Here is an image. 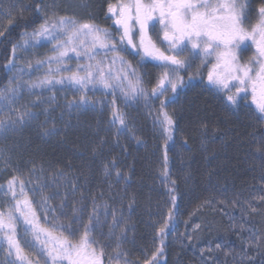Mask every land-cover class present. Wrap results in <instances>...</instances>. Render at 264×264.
Returning a JSON list of instances; mask_svg holds the SVG:
<instances>
[{
  "label": "trees",
  "instance_id": "trees-1",
  "mask_svg": "<svg viewBox=\"0 0 264 264\" xmlns=\"http://www.w3.org/2000/svg\"><path fill=\"white\" fill-rule=\"evenodd\" d=\"M47 1L0 0V31H4L0 91L8 87L13 72L5 68L14 59L13 45L43 22L44 12L37 13L35 5L44 9ZM100 1L102 5L109 2ZM10 9L16 17L11 25L6 15ZM130 60L149 72L150 94L156 86V66ZM180 73L189 75L184 70ZM187 87L184 83L183 88L160 98L176 101L182 92L188 94L177 106L181 127L174 119L170 132H165L157 116L162 120L161 111L169 114L171 103L161 110L160 99L149 95L155 120L139 121L132 108L128 114L131 130L120 132L118 124L109 123L108 110L68 107L63 114L53 112L47 122L43 115L0 134V144L9 154L15 150L19 162L14 161L6 173L29 182L26 192L31 199L39 201L40 191L51 196L59 223H69L73 206L83 205L85 213L90 212L93 199L102 213H109V223L115 211L118 218L122 216L121 224L128 223L121 248L135 258L149 254L150 259L162 246L159 228L167 222L159 264H199L210 257L209 264H264V202L255 211L247 202L255 186L264 188V156L256 151L264 139L258 113L250 108L243 114L221 98ZM53 126L56 134H46ZM180 130L182 142L177 140ZM40 215L43 219L41 210ZM195 225L199 227L193 229ZM105 243L113 250L117 241ZM136 262L144 261L137 257Z\"/></svg>",
  "mask_w": 264,
  "mask_h": 264
},
{
  "label": "snow or ice",
  "instance_id": "snow-or-ice-1",
  "mask_svg": "<svg viewBox=\"0 0 264 264\" xmlns=\"http://www.w3.org/2000/svg\"><path fill=\"white\" fill-rule=\"evenodd\" d=\"M11 7L14 8L15 5ZM35 10L37 13L43 11L39 4L35 5ZM108 12L115 17L118 37L93 22H81L72 16L55 17L54 14L45 12L43 22L38 27L31 33L22 34L23 43L13 45L14 59L9 60L5 68L8 72L23 73L24 67H17L15 62L17 50L36 48L46 42L52 44L53 55L36 60L35 66L41 68L47 64L48 71L37 81H23L22 76L13 77L15 83L0 91V104H14L18 93L25 86L29 91L41 89L51 92L57 85L72 86L81 91L90 84H98L113 91L119 88L123 96L131 101L140 98L147 101L149 95L153 99H160L166 97L169 86L175 93L178 85L184 83L179 72L191 66V57H201L202 63L215 57L208 73L209 83L218 90L231 93L227 95V100L233 105H236L238 100H246L250 91L258 119L264 121V2L258 9L253 10L250 0H129L115 7L109 5ZM6 15L8 23L13 24L16 17L12 15L11 9ZM253 19L255 23L252 22ZM157 24L163 32L161 43L167 44L164 50L149 34L150 31L156 30ZM2 36L4 31H0V37ZM249 47H254V52L247 61H242L240 54ZM130 49L134 50L141 61L150 57L160 62L159 66L163 71L150 94L142 86L131 62L122 55ZM101 52L105 57L109 53L112 54L107 72L101 67L104 61L96 59ZM74 58L95 63H78L73 69L67 65L68 61ZM117 62L121 67L114 71L111 65ZM53 64L57 66L55 69L52 68ZM26 67L32 68V62L29 61ZM50 100L54 101L55 95L50 97ZM172 102V97L160 99L161 110ZM90 103L82 95L79 101H69L68 107L80 109L90 106ZM112 104L110 123H118L121 129L131 130L127 123V114L115 107V100ZM161 114L163 119L157 116V122L164 127L165 132H170L174 124L173 116L164 111H161ZM26 118L35 119L36 114L25 111L15 119H0V131L22 125ZM46 134L55 135V127ZM168 138L171 139V136ZM256 151L264 156V139L258 143ZM105 171L107 174V167ZM117 175L120 173L117 172ZM28 183L13 175L7 181L6 188L0 185V193L10 196L8 206L0 209V247L7 245L9 257L15 254L22 264H103L105 249L109 247L105 240L115 238L116 247L109 260L115 261L116 264H121V261L122 264H132L127 259V253L120 250L122 238L128 230L127 222L121 224L122 216L118 218L113 211L112 221L109 223V213H102L93 199L90 212L85 213L83 205L79 208L73 206L69 223H59V217L55 215L57 208L50 204L52 197L40 191L38 202L31 199L26 192ZM31 191L35 193L37 189L33 188ZM175 199L173 196V202ZM260 200L264 201V196H261ZM34 205L41 210L43 220ZM255 210L252 208V211ZM171 218L170 212L169 219ZM18 226L22 228L19 235ZM105 226L107 233L104 232ZM166 227L167 222L164 227L159 228L162 246L152 253L150 259H145L143 264H159L157 256L163 254V235ZM22 242L24 247L36 250L35 261L24 254ZM251 246H254V242ZM216 247L220 248L221 245L217 243ZM9 264H15V261L10 260Z\"/></svg>",
  "mask_w": 264,
  "mask_h": 264
},
{
  "label": "rangeland",
  "instance_id": "rangeland-1",
  "mask_svg": "<svg viewBox=\"0 0 264 264\" xmlns=\"http://www.w3.org/2000/svg\"><path fill=\"white\" fill-rule=\"evenodd\" d=\"M110 3L107 2L102 5L100 0H48L46 2V5L44 6L43 12H47L49 15H53L55 17L59 16H72L81 22H93L100 26L101 28L108 29L111 32V29H109L106 25V23L101 20V17L103 13L106 12L108 9ZM31 33V32H30ZM158 41V40H157ZM160 47L164 48V44L161 43V41H158ZM23 41L20 43L22 44ZM52 44L49 43H42L40 46L36 48H29L27 50H17V60L16 64L17 67H24L23 73H16L15 71L12 72L10 82L8 84L9 86H12L15 83V80L13 77L16 76H22L23 81H37L41 77H43L47 71H48V65L45 64L41 68H36L35 62L36 60H43L48 56H52ZM165 49V48H164ZM72 55V54H70ZM124 55L125 59L129 62H131L132 66L136 69L137 74L139 75L141 79L142 86L148 91L150 89V74L146 70L145 67L140 65L136 62V64L130 60L128 54L122 53ZM97 60L104 61L103 64H101V67L104 69L105 72L108 71L110 65L109 61L112 59V54L109 53L107 57L103 55V52L100 53L96 57ZM29 61L32 62V68L26 67V65L29 63ZM244 61H247V59H244ZM86 65L88 63H95V61H88L87 59H81L76 60L75 58L71 61H68L69 67L75 69L77 64ZM57 66L55 64L52 65V68L55 69ZM120 64L117 62L114 65H111V68L116 71L120 69ZM187 70V69H185ZM163 69L158 66L155 67L154 74L157 76V81L160 78V75L162 73ZM200 71V70H198ZM187 72V71H186ZM189 75L187 78H183L184 83L192 82L195 78V72L194 71H188ZM182 73L179 72V75ZM191 74V75H190ZM64 75H67V73H64ZM132 79V77H129ZM157 81L155 82V85L157 84ZM184 83L182 85H178L177 88L184 87ZM153 84V86H155ZM189 91L194 88V85L191 83ZM7 87V88H8ZM187 90V89H186ZM171 88L169 86V91L166 94L170 93ZM184 94V95H183ZM181 94V97L186 99L188 98L186 93ZM55 95V100L51 101L50 97ZM84 95L87 100H89L90 106L82 108V110H97V112L100 111H106L108 110L110 112V119L112 120V109L113 104L112 101L115 100V107L119 108L120 111L127 114V123L129 121L128 114L130 113V110L133 108V114L134 117L138 116V120L147 121L148 123H153L155 118L153 117L154 108L151 106V100L150 96L147 101H145L143 98H140L137 101H131L127 100L123 94L121 93L119 88H116L115 91L112 89H104L101 85H88L87 88L78 91L76 87L72 86H61L57 85L56 88L49 92V91H41V89H33L32 91H29L27 87L25 86L20 93H18V97L14 104L10 106H3L0 104V119L7 120L9 117L15 119L20 113H23L25 111H29L36 114V119L41 118L43 115L46 118V122L48 121L49 116L54 112H58L59 114H63L66 109H68V102L69 101H79L80 97ZM181 97L172 102L170 104L169 108V114L173 116V119L177 121V127H181L182 123V117L179 116V113L177 112V106L181 105L183 103ZM103 115V113H101ZM34 119H27L22 125H17L13 128H9L3 131H0V134H5L10 131L16 130L19 126H25L29 125V122ZM110 120V121H111ZM109 121V123H110ZM180 121V122H179ZM118 124V123H117ZM116 124V125H117ZM55 127V126H53ZM53 127H50L46 130H52ZM118 130L122 132L121 126L118 124ZM177 140L183 141L184 137H182V130L179 131V135L177 136ZM7 149L0 144V185H4V187H7V181L10 179L7 175L6 171L10 168L11 164L15 161L16 164L19 162L16 161L18 156L15 154V150L11 152V154L7 153ZM14 156V157H13ZM27 190V188H26ZM253 195L250 194L247 199L250 201H247L249 203V206L257 209L258 206L261 204L260 197L264 196V188L261 187V189H257L256 186L254 187ZM18 191V189H17ZM35 201H37L35 199ZM10 202V196H5L2 193H0V209H5ZM38 202V201H37ZM37 207V214L40 216L41 220L42 217L40 215V209L37 205H34ZM229 215V213H227ZM189 223H185V226L187 227ZM197 225L193 227V229H196ZM22 233V228L18 226V235ZM22 247H24L22 242ZM7 245H3L0 247V264H9V261H15V264H22V262L18 261L15 257V254H13L11 257L7 255ZM114 250V249H113ZM112 248L107 247L105 249V256L103 257V264H116L115 261H110L109 257L114 254V251ZM121 251H123L122 248H120ZM124 252V251H123ZM127 253V252H126ZM24 254L31 260L35 261L37 259L36 256V250L31 247H24ZM207 255V254H205ZM139 257L141 260L148 259L149 254L146 255L145 258H141L140 256H136V258ZM136 258L132 256L130 253H127V259L132 262V264H137ZM209 260V258H207ZM211 260V257H210ZM210 260L208 262L199 263V264H209ZM122 264V261H121Z\"/></svg>",
  "mask_w": 264,
  "mask_h": 264
},
{
  "label": "flooded vegetation",
  "instance_id": "flooded-vegetation-1",
  "mask_svg": "<svg viewBox=\"0 0 264 264\" xmlns=\"http://www.w3.org/2000/svg\"><path fill=\"white\" fill-rule=\"evenodd\" d=\"M129 2V0H112V2L110 3V5L112 6H116L120 3H127ZM147 2V0H146ZM251 5H252V9L256 10L258 9V7L260 6V4L262 2H264V0H250ZM114 20L115 17L112 16L111 13L108 12V9L105 12L104 15V21L107 23L108 28L111 29V32L113 33V35H116L118 37V33H117V26L114 24ZM253 23H255V19H253L252 21ZM161 26L159 24L156 25V30L155 31H150V35L152 36V38L156 41L157 45L160 47V45L158 44L159 40L162 41V37H163V32L160 31ZM158 40V41H157ZM136 42L138 43V38L136 40ZM246 43H250V42H246ZM164 44V48H167V44ZM162 50H164L163 47H160ZM254 52V47H249L246 51H243L240 55H241V60L244 61V59H248L250 56H252ZM126 54H128L129 57H131L134 60H137L139 62L142 63H146V64H153L154 66H158L160 62L155 61L153 59H151L150 57H146L144 58L143 61H141L140 57L138 55H135L134 50H129V52H125ZM191 61V66L187 68V70L182 69L184 71H194L195 72V78L194 81H192V83H194L195 87L198 88L199 90H201L204 93L207 94H211L212 96H215L216 98H221L223 100V102H225L226 104L229 105L230 108L236 109L238 112H241L243 114L247 113L248 109H252L253 111L256 112L255 110V105L252 104V98H251V93L249 91V93L247 94V99L246 100H238V103L236 105L231 104L228 100H227V95L231 94L228 93L225 90H218L216 87L212 86L209 81H208V73L212 68V63L215 62V57H211L209 58V60L205 63H202V58L201 57H191L190 58ZM200 70V71H198ZM233 92L235 91V89L232 90ZM244 95V94H242ZM261 129L264 131V121H261Z\"/></svg>",
  "mask_w": 264,
  "mask_h": 264
}]
</instances>
